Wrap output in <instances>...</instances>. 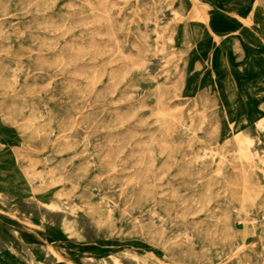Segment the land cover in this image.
<instances>
[{"label":"rangeland","instance_id":"374dc122","mask_svg":"<svg viewBox=\"0 0 264 264\" xmlns=\"http://www.w3.org/2000/svg\"><path fill=\"white\" fill-rule=\"evenodd\" d=\"M249 1L215 40L234 89L241 28L264 59ZM201 10L0 0V264H264V101L238 132L224 70L191 48Z\"/></svg>","mask_w":264,"mask_h":264},{"label":"bare ground","instance_id":"6f19581e","mask_svg":"<svg viewBox=\"0 0 264 264\" xmlns=\"http://www.w3.org/2000/svg\"><path fill=\"white\" fill-rule=\"evenodd\" d=\"M196 1L202 5L203 10L201 11L204 15L208 16V28L206 29V26L202 22L193 23L188 27L187 33L191 42V48L194 56L197 54L206 56L209 51H213L212 66L216 70H224L223 78L218 81L214 80V83L220 87L223 94L229 91V96H224V98L228 97L232 100L229 112L235 116L238 123L236 130L239 132L244 125L251 123V121H248L249 118L246 117V111L249 107L257 110L256 107L259 104L256 103V100L264 101V59L259 55L257 50L256 37L251 33L250 29L241 28L239 37L244 48L243 70L241 73L236 72V67L233 64H230L229 67L234 80L240 83L245 82V86L241 85L237 89H234L230 84V76L226 68L223 65H219V57L224 53L223 48L219 49V45L221 47L222 43L216 46L215 40H228L229 35L237 31L241 20L248 14L250 1L248 0L244 4L241 0H215L217 7L226 14L223 17L209 12L212 7L210 0ZM216 29H219V31L216 32ZM203 34L209 36L207 42L203 40ZM188 89L190 92V87ZM248 90H250L249 94H247ZM257 111L253 113L255 116L258 114Z\"/></svg>","mask_w":264,"mask_h":264}]
</instances>
